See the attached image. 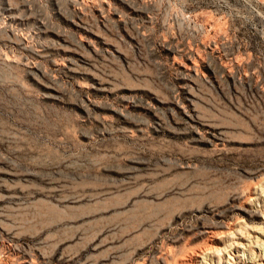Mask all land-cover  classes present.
<instances>
[{"label":"rangeland","instance_id":"obj_1","mask_svg":"<svg viewBox=\"0 0 264 264\" xmlns=\"http://www.w3.org/2000/svg\"><path fill=\"white\" fill-rule=\"evenodd\" d=\"M262 190L264 0H0V264H251Z\"/></svg>","mask_w":264,"mask_h":264},{"label":"bare ground","instance_id":"obj_2","mask_svg":"<svg viewBox=\"0 0 264 264\" xmlns=\"http://www.w3.org/2000/svg\"><path fill=\"white\" fill-rule=\"evenodd\" d=\"M194 62H195L194 60L192 62H190V65L187 67V69L189 71H193L195 69V63ZM262 192H263V190H262ZM246 229H244V230H246ZM223 231H224V234L227 235L228 238H230L227 246H224L221 249L217 248L215 246L217 243V234L215 232L210 231V232H206L209 235L206 238V241H205L206 243H205L204 247L203 248L200 247L202 249L199 248V250H197L195 253H193L191 255H193L194 258L197 259V258H199L200 255H205L207 253L212 254V256L217 257L218 264H221V261L223 260L220 258L222 253H224L227 248L234 247L235 253H236V255H235L236 262L234 264H242V260L240 258V253H242L243 255L245 253V250L242 248L247 247V245L244 242H245V240H247L251 236V235H249L250 232L247 234L243 233L241 230H237L236 232H234V229L232 227H229V226L225 227ZM221 233H223V232H221ZM253 233L255 234V237H253L255 239V241L252 243L250 242L248 244L249 246L247 248V252L250 255V263L251 264H264V259L261 257V255L258 254L256 256H254V254H256V253L252 249L253 244L263 243L264 230H259V231L255 230ZM263 245H264V243H263ZM253 252H254V254H253ZM191 259H193V258H191Z\"/></svg>","mask_w":264,"mask_h":264}]
</instances>
